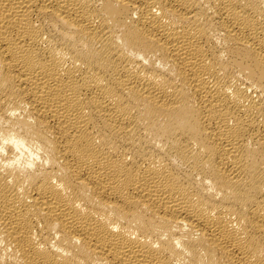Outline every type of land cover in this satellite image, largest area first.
<instances>
[{
  "label": "bare ground",
  "instance_id": "6f19581e",
  "mask_svg": "<svg viewBox=\"0 0 264 264\" xmlns=\"http://www.w3.org/2000/svg\"><path fill=\"white\" fill-rule=\"evenodd\" d=\"M0 264H264V0H0Z\"/></svg>",
  "mask_w": 264,
  "mask_h": 264
}]
</instances>
